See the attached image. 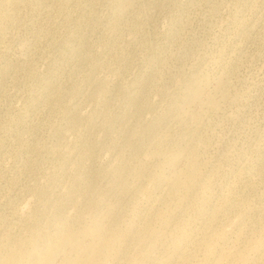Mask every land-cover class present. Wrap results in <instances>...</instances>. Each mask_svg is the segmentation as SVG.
I'll list each match as a JSON object with an SVG mask.
<instances>
[{"label": "rangeland", "instance_id": "1", "mask_svg": "<svg viewBox=\"0 0 264 264\" xmlns=\"http://www.w3.org/2000/svg\"><path fill=\"white\" fill-rule=\"evenodd\" d=\"M0 9V264H264V0Z\"/></svg>", "mask_w": 264, "mask_h": 264}, {"label": "bare ground", "instance_id": "2", "mask_svg": "<svg viewBox=\"0 0 264 264\" xmlns=\"http://www.w3.org/2000/svg\"><path fill=\"white\" fill-rule=\"evenodd\" d=\"M1 10V9H0ZM4 15V14H3ZM5 31V30H4ZM4 31H3V33H4ZM206 79V78H205ZM195 80V79H194ZM208 82H209V79H206ZM206 80H203V81H205L206 82ZM199 81V80H198ZM201 81H202V79H201ZM217 83H219V81H217ZM194 84V83H193ZM193 84H191V85H193ZM196 84V83H195ZM204 84H206V83H204ZM208 84V83H207ZM221 84H223V83H221ZM221 84L219 83V85H220V87H221ZM225 84V83H224ZM201 85H202V83H201ZM197 86H199V85H197ZM203 86V85H202ZM205 86V85H204ZM208 86V85H207ZM217 86V85H216ZM219 87V88H220ZM222 87H223V85H222ZM225 87V86H224ZM194 88V87H193ZM192 88V89H193ZM202 88H204V87H202ZM190 89V90H188L189 92L186 94V97H185V99H184V106L182 107L183 109H184V111L186 112V113H188V116L190 115L191 117H193V118H195L196 120H197V118L199 117V112H193L192 110H190L189 109V107L193 104V103H197L198 102V104H199V102H200V108H201V111L203 110L204 111V109L206 110V108H210V107H216V108H218V102L216 103V99H212L211 97H208V96H210V95H208V94H203L204 96H206L207 95V98L206 99H201L200 98V94L201 93H204V92H200V90L201 89H198V88H196V89ZM221 89V88H220ZM201 91H203V89L201 90ZM204 91H205V89H204ZM222 91H224V90H222ZM186 92H187V90H186ZM210 92V91H209ZM203 96V97H204ZM215 97H216V94H215ZM217 101H219V100H217ZM182 103V102H181ZM180 103V104H181ZM197 105V104H196ZM199 106V105H198ZM208 109H207V113H208ZM210 110V109H209ZM212 110V109H211ZM215 110V109H214ZM183 111V110H182ZM202 111V113H204ZM181 113V112H180ZM182 114V113H181ZM185 114V113H184ZM209 114V113H208ZM207 114V115H208ZM201 115H203V114H201ZM201 115H200V118H201ZM181 116V115H180ZM179 116V117H180ZM198 121V120H197ZM196 121V122H197ZM192 122H193V120H192ZM198 124H199V122H198ZM177 157V156H176ZM179 157V156H178ZM177 159V158H176ZM179 161V160H178ZM174 164V163H173ZM56 246V245H55ZM55 246H52L53 248L55 247ZM58 247V246H57ZM52 249V248H51ZM56 249V248H55ZM59 250H60V247H59ZM62 250V249H61ZM53 251H54V249H53ZM45 252V251H44ZM58 252H60V251H58ZM41 255H42V253L41 252H39ZM55 253L56 252H54V253H52L51 252V256L53 257V255H55ZM62 253V252H61ZM57 255H58V253H56ZM45 255V254H44ZM46 257V256H45ZM52 257H51V260L50 261H52V262H54L53 260H52ZM49 259H50V257H48ZM55 258V257H54ZM53 258V259H54ZM43 260V259H42ZM44 261H45V259H44ZM49 260H47V262H48ZM34 262V261H33ZM35 263V262H34ZM39 262H37V264H38ZM41 263V262H40ZM49 263H51V262H49ZM44 264H46V263H44Z\"/></svg>", "mask_w": 264, "mask_h": 264}]
</instances>
